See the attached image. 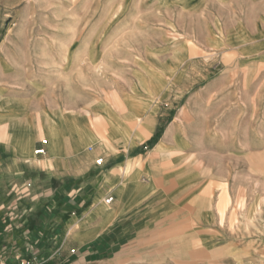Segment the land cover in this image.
I'll return each instance as SVG.
<instances>
[{"label":"crops","instance_id":"crops-1","mask_svg":"<svg viewBox=\"0 0 264 264\" xmlns=\"http://www.w3.org/2000/svg\"><path fill=\"white\" fill-rule=\"evenodd\" d=\"M154 11L130 58L109 38L0 36V264H264L239 258L258 246L232 213L243 198L258 221L264 199V0Z\"/></svg>","mask_w":264,"mask_h":264},{"label":"rangeland","instance_id":"rangeland-1","mask_svg":"<svg viewBox=\"0 0 264 264\" xmlns=\"http://www.w3.org/2000/svg\"><path fill=\"white\" fill-rule=\"evenodd\" d=\"M155 5L156 0H0V36L14 32L33 40L77 38L76 42L79 44L93 37L99 38L93 41V47L97 50L102 48L101 39L109 38L108 47L110 52L115 54V58L121 53H125L126 57L130 58L133 57L135 49L144 48L151 38L156 37L157 30L153 27L156 21ZM207 13L211 17L226 16L227 19L223 22L232 23L228 9L211 4L207 7ZM21 21L24 22V28L19 23ZM195 22L191 21L192 24H196ZM74 47V45L70 46L68 54L74 51ZM121 47L125 48V52L119 51ZM254 51L261 49L255 48ZM141 77L139 85L143 89L154 84L159 85L160 80L150 81L148 75ZM136 81H138L136 77L127 73L126 84H133ZM114 84L118 82L114 81ZM137 109L139 111V108ZM259 145L261 142H254L255 147ZM253 166L254 188L251 191L256 194L255 199L257 200L258 197L260 200V195L262 193L264 195V156H254ZM248 207L250 206L247 201L240 198L232 209L233 223L243 225L245 233L248 234L244 239L250 244L249 246L256 243L258 251L241 253L239 258L251 257L256 261L264 260V199L258 204V216L256 215L258 221L250 219L252 221L250 224L248 221L241 222L242 218L248 216L246 215ZM253 207L254 209L248 212L250 215L248 218H252V214L256 211V206Z\"/></svg>","mask_w":264,"mask_h":264},{"label":"built area","instance_id":"built-area-1","mask_svg":"<svg viewBox=\"0 0 264 264\" xmlns=\"http://www.w3.org/2000/svg\"><path fill=\"white\" fill-rule=\"evenodd\" d=\"M44 151H45V150H44L43 148H41V149H38V150H37V153H38V154H42V153H44ZM99 162H101V160H99ZM106 201H107V202H112V201H113V197H112V196H109V197L106 199Z\"/></svg>","mask_w":264,"mask_h":264}]
</instances>
